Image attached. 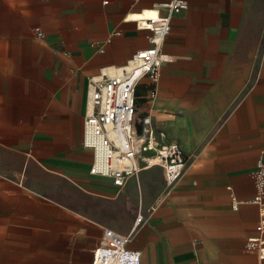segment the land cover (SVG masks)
<instances>
[{
	"label": "crops",
	"instance_id": "1",
	"mask_svg": "<svg viewBox=\"0 0 264 264\" xmlns=\"http://www.w3.org/2000/svg\"><path fill=\"white\" fill-rule=\"evenodd\" d=\"M162 1L0 0V264H92L105 228L129 233L139 212L141 264H264L247 247L264 201V0H190L158 95L137 86V119L187 155L175 185L160 166L124 185L90 171L91 84L151 45L137 21Z\"/></svg>",
	"mask_w": 264,
	"mask_h": 264
},
{
	"label": "built area",
	"instance_id": "2",
	"mask_svg": "<svg viewBox=\"0 0 264 264\" xmlns=\"http://www.w3.org/2000/svg\"><path fill=\"white\" fill-rule=\"evenodd\" d=\"M189 4L190 0H163L160 5L166 13L156 11L155 15L139 18L138 26L150 30L151 45L135 51L115 74L99 84H91L92 109L85 116L82 140L83 146L93 153L91 173L111 177L118 185H124L128 178L153 166L162 167L169 186L182 177L188 162L185 151L175 141L157 142L150 113L137 119L136 92L141 79L147 76L153 84L149 100L158 95L157 82L163 64L170 60L163 44L172 29V16L187 9ZM34 31L44 36L40 27ZM255 200L261 208L257 225L261 235L249 236L247 247L257 250L264 258V201L260 194ZM143 221L144 215L139 212L129 233L105 228L93 249L92 264H141L140 250L130 248L128 243Z\"/></svg>",
	"mask_w": 264,
	"mask_h": 264
},
{
	"label": "bare ground",
	"instance_id": "3",
	"mask_svg": "<svg viewBox=\"0 0 264 264\" xmlns=\"http://www.w3.org/2000/svg\"><path fill=\"white\" fill-rule=\"evenodd\" d=\"M156 14V11H145L144 12V16H152V15H155ZM136 16H140V15H136Z\"/></svg>",
	"mask_w": 264,
	"mask_h": 264
}]
</instances>
